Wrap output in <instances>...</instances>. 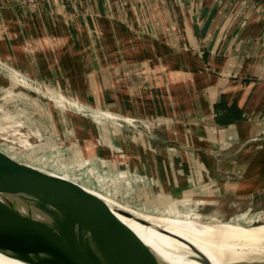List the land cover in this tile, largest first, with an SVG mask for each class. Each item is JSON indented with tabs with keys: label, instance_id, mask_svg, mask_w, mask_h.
<instances>
[{
	"label": "crops",
	"instance_id": "0c3cea01",
	"mask_svg": "<svg viewBox=\"0 0 264 264\" xmlns=\"http://www.w3.org/2000/svg\"><path fill=\"white\" fill-rule=\"evenodd\" d=\"M0 59L111 116L94 113L86 131L36 102L22 119L42 140L34 149L63 147L59 160H90L111 176L133 169L141 179L124 171V182L147 204L199 192L204 209L216 199L223 215L264 212V0H0ZM126 117L137 129L117 125ZM34 149L17 154L52 171Z\"/></svg>",
	"mask_w": 264,
	"mask_h": 264
},
{
	"label": "water",
	"instance_id": "95a60500",
	"mask_svg": "<svg viewBox=\"0 0 264 264\" xmlns=\"http://www.w3.org/2000/svg\"><path fill=\"white\" fill-rule=\"evenodd\" d=\"M0 73L46 98V89L11 66L0 62ZM53 98L66 105L65 99ZM98 193L105 195L76 178L32 165L0 146V255L23 264H167L117 214L146 221L108 206L106 202H114ZM163 232L187 244L191 259L212 264L190 242ZM228 264H264V259Z\"/></svg>",
	"mask_w": 264,
	"mask_h": 264
},
{
	"label": "rangeland",
	"instance_id": "374dc122",
	"mask_svg": "<svg viewBox=\"0 0 264 264\" xmlns=\"http://www.w3.org/2000/svg\"><path fill=\"white\" fill-rule=\"evenodd\" d=\"M0 62L4 66L10 67L8 62L5 60L0 59ZM12 70L14 69L12 68ZM20 73L24 74L23 72H20ZM59 94L61 98L67 101L66 105L64 104V101H62L60 104L53 101L54 100L53 96L58 98ZM46 95H47L46 98H41L40 93H36L35 95V91L33 93L32 90H28V89L15 85L13 82H11V80L6 75L0 73V146L1 147H4L8 151L13 152L15 154L17 153L19 154V152H23V150H28L29 148L20 150L18 149L19 148L18 146H13L8 141L6 142L2 140V137L6 138V136L8 137V139H14L15 137H9V136H13V133L16 136L19 133V131L26 132L27 134H29L30 138H27V141L29 142L38 143L42 141V140L39 141L35 139V137H37L38 134L33 135L29 133V130L27 129V125H28L27 122L22 121V119L29 117L30 111L35 110L36 102L41 106L42 105L44 107L48 106V111L50 113H55V114L62 113L63 115H66L67 113L68 115H70L69 117H72L74 115V117H76L75 120H77L75 124H78V125L81 124L83 127L85 126L87 128V129L85 128L86 131H88V128L90 127V119H92L91 115H93V113L98 114L97 112L92 111L91 108L84 106L83 104L80 105L76 100L67 97L66 95L61 93V91L47 90ZM27 97L30 99L31 97L33 98L32 100L34 101V106L31 108L28 106L29 104L25 105L21 103V101H25V98ZM38 100H40L41 102ZM39 105L38 107H40ZM101 112L103 113L98 114V115L99 117H101V119H103L102 121L111 122L112 119H111L110 114L105 113V111H101ZM31 122H33L34 126H41V127L46 126L45 122L43 123H38L36 121H31ZM68 124H69V119L65 117L64 125L67 126ZM157 126L158 124L156 123L153 125H151L150 123V126L148 127V129L150 130V132H152V130H157L158 128ZM129 127H131L132 129H135L132 126H129ZM135 127L137 129V126ZM7 134H9V136ZM149 141L150 142L148 143L150 145L154 144L152 143V139H149ZM42 145H40L39 148L37 147L35 149L34 147L36 146L31 147L34 149L33 157L36 160L38 158V161L41 164V165L39 164L40 166L44 165L48 168L50 167L52 172H57L63 175L66 174L67 176L71 178L73 177L74 179L77 178L80 181L83 180L82 182H84L85 184L88 181H91L93 183L96 182L93 179V177H95L97 174H102V172H106L105 169L99 170L98 168H96V166H94L95 163H93L90 160H85V159L81 161L77 160V162L73 161V159L59 160L61 159V155L58 158L56 154L58 155L63 147L61 148L55 147L56 149H54L53 148L54 145L46 144L43 147ZM188 156L189 158L195 157V153L192 152V154ZM78 168L80 169L78 170ZM125 168L127 169L128 167H125ZM126 171L127 173L128 172L135 173V176L137 175L136 177L141 179L140 177L141 175L137 173L135 170L127 169ZM194 173L197 174L196 175L197 183L200 184L202 170L196 169L194 170ZM117 174L115 173L114 176ZM215 174L216 176H224V172H222L221 170L220 171L217 170ZM110 177H112L111 180L114 182V184H112L113 187L111 185L108 187L109 189L107 190V192H111L112 190H114L112 192L117 193L120 196H122L124 198V202L118 200V203L122 204V206H125V207H128L134 210L135 212L128 211V210L127 211L131 213L132 215H134V217L135 216L138 218L141 217L140 219H143V216H166V217L169 216V217H178V219H185L188 217L192 219L193 217H198L197 218L198 221L202 223H208V222L211 223L210 220L212 221L218 220L221 222H227L231 219L230 223L233 225H238V226H244V225L259 226L260 224H264V212L260 211V209L256 213L254 209L251 208L252 213H256L255 216L239 215V217H236L232 215L231 216L223 215L224 212L221 211L222 209L219 211L220 208L216 202V199L214 201L212 200L211 206L209 207V209H204L206 203L203 204L202 206L199 192L195 197H193L192 200L190 198H187L186 196L183 198L178 196L173 199L174 201H170L171 203H168L167 205L165 203H161L158 201H152V199H150L148 202L149 204H147V203H144L143 200L137 199V191H136L137 189L134 184H131L128 181L124 182V184H120L121 181L118 176L113 177L110 175ZM103 179H104L103 180L104 183L99 181L100 182L99 184H101L102 186L105 185L107 181L109 182V178L106 177V179L105 178ZM101 180H102V177H101ZM99 194L106 197L105 195L101 193H98V195ZM258 205L259 204H257V206ZM240 212L242 214L243 209ZM125 217L131 224H134L136 227H138L139 230H145V225H146L145 222L139 221L138 219L133 218V217H127V216ZM132 218L135 220H133ZM242 220L244 221L242 222Z\"/></svg>",
	"mask_w": 264,
	"mask_h": 264
},
{
	"label": "bare ground",
	"instance_id": "6f19581e",
	"mask_svg": "<svg viewBox=\"0 0 264 264\" xmlns=\"http://www.w3.org/2000/svg\"><path fill=\"white\" fill-rule=\"evenodd\" d=\"M97 113L102 114L103 112ZM99 196L113 201L100 194ZM113 202L106 203L110 207L134 211L117 204L115 201ZM117 216L167 264L200 263L190 258L193 253L187 244L167 235L163 231L177 235L190 242L196 249L206 255L212 264H228L238 261L264 259V224H260L259 226H238L231 224V219L227 222L210 220L211 223H202L198 221V217L178 219V217L169 216H143V220L146 221L145 230H139L124 215L117 214ZM0 264L23 263L0 255Z\"/></svg>",
	"mask_w": 264,
	"mask_h": 264
},
{
	"label": "built area",
	"instance_id": "2783aa9c",
	"mask_svg": "<svg viewBox=\"0 0 264 264\" xmlns=\"http://www.w3.org/2000/svg\"><path fill=\"white\" fill-rule=\"evenodd\" d=\"M22 1L25 2V3H30V4H33V3H39V4L45 3V4H48L50 2L52 3V1H57L60 4H62L63 6L64 5L66 6V5L76 4V3L80 2L81 0H22ZM23 75L26 76L25 74H23ZM137 120L138 119L133 118V117H126V118H122V120L118 121L117 125L122 127V124H125V125H129V126L135 127L139 123V121H137ZM7 135L9 136V134H7ZM9 137H15V138L14 139H8V137L6 136V138L2 137V140L6 141V142L8 141L13 146H18L19 147L18 149H20V150H23V149H26V148L30 149L32 147V142L27 141V138H30V137H29V134H27L26 132H19L16 136L13 133V136H9ZM124 171H119L117 175L113 176V177H117L118 176L120 178V181H121L120 184H124V183H122V182H124V179L126 177V174H125L126 171H125V173H124ZM102 174H100L101 175L100 178L93 177V179L96 181V182H94V183H96L95 184L97 186L96 188L99 189L100 191H102L105 195L116 199V197H115L116 193L112 192L114 190H112L111 192H107V190L109 189L108 187L110 185L113 187L112 184H114V182L111 180L112 177H110V175H108L106 172H102ZM101 177H102V180H101ZM106 177L109 178V182L107 181L105 183V185H103V186L101 184H99L100 182L104 183V181H103L104 179L103 178L106 179ZM116 200H118V199H116Z\"/></svg>",
	"mask_w": 264,
	"mask_h": 264
}]
</instances>
